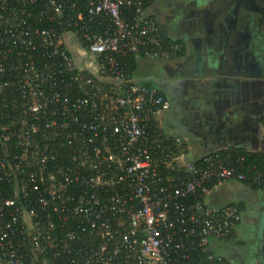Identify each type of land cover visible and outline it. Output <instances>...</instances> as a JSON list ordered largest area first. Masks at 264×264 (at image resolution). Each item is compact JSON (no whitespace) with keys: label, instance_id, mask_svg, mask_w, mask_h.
Instances as JSON below:
<instances>
[{"label":"built area","instance_id":"built-area-1","mask_svg":"<svg viewBox=\"0 0 264 264\" xmlns=\"http://www.w3.org/2000/svg\"><path fill=\"white\" fill-rule=\"evenodd\" d=\"M153 1L0 0V264H229L210 241L233 237L242 211L204 196L264 171L229 151L178 159L169 101L119 60L182 50ZM31 6L84 40L78 58Z\"/></svg>","mask_w":264,"mask_h":264},{"label":"crops","instance_id":"crops-1","mask_svg":"<svg viewBox=\"0 0 264 264\" xmlns=\"http://www.w3.org/2000/svg\"><path fill=\"white\" fill-rule=\"evenodd\" d=\"M147 12L165 37L182 41L183 51L137 56L130 77L169 101L160 119L181 163L216 151L264 154V0H154ZM68 37L70 49L82 45ZM74 51L75 58L82 54ZM250 184L228 180L204 196L211 207H242L233 237L210 241L229 264H264L256 255L264 244V187Z\"/></svg>","mask_w":264,"mask_h":264},{"label":"trees","instance_id":"trees-1","mask_svg":"<svg viewBox=\"0 0 264 264\" xmlns=\"http://www.w3.org/2000/svg\"><path fill=\"white\" fill-rule=\"evenodd\" d=\"M29 10L32 11V22H37L38 25L40 27H55L56 32L58 34H60L61 36H63V38H65V40L67 39V37L65 36L66 32L68 31V29H66L63 25H60L58 22H45V21H39V17L37 15V10H38V6H31L29 8ZM39 21V22H38ZM162 37L164 39V42H170L172 41L171 38H165V36L162 34ZM69 39V37H68ZM80 42L84 45V40L82 38H79ZM178 42L182 43V41L177 40ZM65 46H67L66 44H64ZM183 45V44H182ZM68 47V46H67ZM75 49L80 48L82 50V45L80 47H74ZM69 51H71V54L73 56L75 53V49H70L68 47ZM183 50H181L179 53H177L175 56H178L182 53ZM174 56V57H175ZM119 60L121 61V63L123 64V67L125 68L127 74L129 76H131V74H133V71L135 69V66L137 64V57L136 56H132V55H124V56H120ZM8 104H5L3 102H0V122L3 121L5 118H2V114L3 112L7 109ZM6 121V119H5ZM9 147L11 149H13L16 153H17V149L16 146L12 143V141L9 142ZM225 152V151H224ZM233 155H237V154H244L245 156V161H244V167H251V166H256L258 170L260 171H264V154H258V153H243V152H237V151H232ZM253 188H263L264 187V182L261 185H256V184H250ZM237 207L241 210L242 207L241 205H237Z\"/></svg>","mask_w":264,"mask_h":264},{"label":"water","instance_id":"water-1","mask_svg":"<svg viewBox=\"0 0 264 264\" xmlns=\"http://www.w3.org/2000/svg\"><path fill=\"white\" fill-rule=\"evenodd\" d=\"M209 12L210 11H207L206 12V15H207V18H208V22L211 23V14ZM262 215H264L263 212H262ZM259 229H258L257 235L261 238L262 237V232L260 234H258L259 233ZM259 247H260V249H259V251H258V253L256 255H257L259 261L262 262V263H264V244L263 243H260L259 244Z\"/></svg>","mask_w":264,"mask_h":264},{"label":"rangeland","instance_id":"rangeland-1","mask_svg":"<svg viewBox=\"0 0 264 264\" xmlns=\"http://www.w3.org/2000/svg\"><path fill=\"white\" fill-rule=\"evenodd\" d=\"M216 250H217V248H216ZM218 251H219V252H220V251H223V249L218 248Z\"/></svg>","mask_w":264,"mask_h":264}]
</instances>
